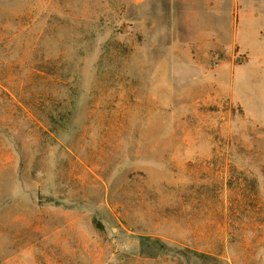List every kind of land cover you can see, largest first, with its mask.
Wrapping results in <instances>:
<instances>
[{
	"label": "rangeland",
	"instance_id": "rangeland-1",
	"mask_svg": "<svg viewBox=\"0 0 264 264\" xmlns=\"http://www.w3.org/2000/svg\"><path fill=\"white\" fill-rule=\"evenodd\" d=\"M0 264H264V0H0Z\"/></svg>",
	"mask_w": 264,
	"mask_h": 264
},
{
	"label": "trees",
	"instance_id": "trees-1",
	"mask_svg": "<svg viewBox=\"0 0 264 264\" xmlns=\"http://www.w3.org/2000/svg\"><path fill=\"white\" fill-rule=\"evenodd\" d=\"M145 241H151V240L144 239L142 241H137L135 243H137L140 246H144V245H146L145 244ZM155 243L158 244L159 251H161V252L168 251L167 244H165L162 240L158 239V241L155 242ZM185 252L186 253H191V254L197 255V256H199L200 258H203V259H213L212 256H208V255H205V254H200L199 252H196V251H193V250L187 249V250H185ZM185 252H183V253H185Z\"/></svg>",
	"mask_w": 264,
	"mask_h": 264
},
{
	"label": "crops",
	"instance_id": "crops-1",
	"mask_svg": "<svg viewBox=\"0 0 264 264\" xmlns=\"http://www.w3.org/2000/svg\"><path fill=\"white\" fill-rule=\"evenodd\" d=\"M137 3H143L145 2L146 0H135Z\"/></svg>",
	"mask_w": 264,
	"mask_h": 264
}]
</instances>
